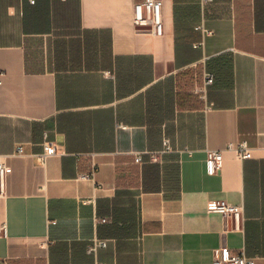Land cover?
<instances>
[{"label": "crops", "instance_id": "1", "mask_svg": "<svg viewBox=\"0 0 264 264\" xmlns=\"http://www.w3.org/2000/svg\"><path fill=\"white\" fill-rule=\"evenodd\" d=\"M136 1L0 0V264H264V0H163L160 37Z\"/></svg>", "mask_w": 264, "mask_h": 264}, {"label": "built area", "instance_id": "2", "mask_svg": "<svg viewBox=\"0 0 264 264\" xmlns=\"http://www.w3.org/2000/svg\"><path fill=\"white\" fill-rule=\"evenodd\" d=\"M34 3V0H31ZM134 25L137 29H149L155 36L164 35V22H163V0H137L134 4ZM204 33L208 34L204 28L199 27ZM5 75L0 72V85L2 84L1 78ZM214 83V75L207 72L204 74L203 86L196 89L202 98L206 97L207 89ZM165 151H170L171 146L169 140L164 142ZM235 152L237 157L241 160H249L252 158V149L246 141L238 144H230L227 148ZM18 154H22V148H18ZM56 155V148L53 144L45 145V152L38 155V161L41 164H46L48 158ZM159 158V154H150V161L155 162ZM224 156L222 151H207L206 164L210 175H215L221 172ZM137 164H142L143 159L141 155L135 158ZM10 168L3 162H0V198L6 195V180ZM207 212L211 214H221L228 219L240 221L244 213V207L233 205L226 201H211L207 205ZM0 235L7 236V226L0 227ZM107 246V242L103 240H94L93 244L89 247V252H96L99 248ZM255 258L247 256L244 250L238 253H232L228 248H220L215 252L213 264H255ZM103 264V263H97Z\"/></svg>", "mask_w": 264, "mask_h": 264}, {"label": "water", "instance_id": "3", "mask_svg": "<svg viewBox=\"0 0 264 264\" xmlns=\"http://www.w3.org/2000/svg\"><path fill=\"white\" fill-rule=\"evenodd\" d=\"M139 30H141V29H139Z\"/></svg>", "mask_w": 264, "mask_h": 264}]
</instances>
